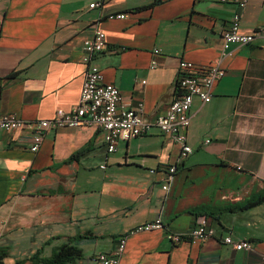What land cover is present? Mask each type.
Returning <instances> with one entry per match:
<instances>
[{
	"label": "crops",
	"instance_id": "1",
	"mask_svg": "<svg viewBox=\"0 0 264 264\" xmlns=\"http://www.w3.org/2000/svg\"><path fill=\"white\" fill-rule=\"evenodd\" d=\"M236 10L234 0H0L1 114L47 120L75 108L84 43L97 30L106 47L91 63L125 107L143 103L151 123L177 96L181 61L225 70L210 103L193 100V153L178 163L169 191L164 177L180 149L156 127L111 154L95 124L51 129L37 152L32 131H0V247L23 253L14 261L47 241L45 256L90 234L74 242L82 257L72 264H101L98 254H114L130 230L160 218L165 228L127 237L118 264H264V39L224 51ZM262 26L264 0H249L241 32ZM201 216L214 237L170 240ZM227 236L253 249L235 251Z\"/></svg>",
	"mask_w": 264,
	"mask_h": 264
},
{
	"label": "built area",
	"instance_id": "2",
	"mask_svg": "<svg viewBox=\"0 0 264 264\" xmlns=\"http://www.w3.org/2000/svg\"><path fill=\"white\" fill-rule=\"evenodd\" d=\"M234 2L237 5V10L233 15L230 28L222 34L224 51H227L232 45L247 46L254 44L258 39H264V26L251 33L241 32V17L249 0H234ZM96 7H102V3L91 5V8ZM126 16L121 13L110 15L109 18L124 19ZM105 47L106 37L102 30H97L95 36L84 43L83 61L87 64V71L79 103L75 108L71 111L59 109L53 118L47 120L29 121L13 114L0 113V131H32L31 151L37 152L45 134L51 129L95 124L102 130L107 153L111 154L116 152L120 142H127L146 135L153 127H156L162 134L171 137L180 149L177 163L168 167L164 177L163 190L169 191L177 172L178 163L193 153V148L188 143L193 100L198 97L202 104L210 103L213 99L214 86L225 76V70L219 64L197 68L191 62L181 61L176 79L177 96L166 113L161 114L154 123H151L144 117L143 103H138L133 108L125 107L119 89L113 84L105 83L101 69L91 63L93 57L103 52ZM159 52V50H155L154 54L157 55ZM156 65V60H153L152 67ZM102 168H105V165ZM163 228L165 225L160 218L136 226L120 238L114 254L100 253L96 257L97 261L101 264H118V257L123 253L129 235ZM215 234V229L209 225L207 217L201 216L196 228L186 233L172 232L169 238L175 244L183 240L201 243L214 237ZM223 241L235 251L253 249L251 242L246 240L234 241L231 236H227Z\"/></svg>",
	"mask_w": 264,
	"mask_h": 264
},
{
	"label": "trees",
	"instance_id": "3",
	"mask_svg": "<svg viewBox=\"0 0 264 264\" xmlns=\"http://www.w3.org/2000/svg\"><path fill=\"white\" fill-rule=\"evenodd\" d=\"M264 200L262 197L259 201ZM91 236L79 235L77 237H69L67 243L53 248L49 256L44 255V250L51 245L52 241H47L34 254L25 259L16 260L14 264H72L75 260L82 257L80 248L74 245V242L82 237ZM10 257V251L7 247H0V264H5V260Z\"/></svg>",
	"mask_w": 264,
	"mask_h": 264
},
{
	"label": "rangeland",
	"instance_id": "4",
	"mask_svg": "<svg viewBox=\"0 0 264 264\" xmlns=\"http://www.w3.org/2000/svg\"><path fill=\"white\" fill-rule=\"evenodd\" d=\"M19 251H14L12 254L14 255V256H23L22 254L23 253H18ZM12 255V257H11V255H10V257L9 258H7V260L5 261V264H14L15 263V259H14V256Z\"/></svg>",
	"mask_w": 264,
	"mask_h": 264
}]
</instances>
